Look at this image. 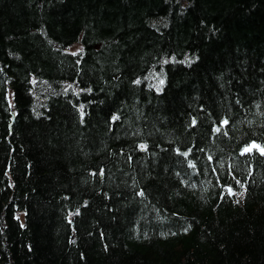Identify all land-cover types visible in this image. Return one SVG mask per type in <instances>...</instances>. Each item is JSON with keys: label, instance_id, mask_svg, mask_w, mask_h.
Segmentation results:
<instances>
[{"label": "trees", "instance_id": "1", "mask_svg": "<svg viewBox=\"0 0 264 264\" xmlns=\"http://www.w3.org/2000/svg\"><path fill=\"white\" fill-rule=\"evenodd\" d=\"M252 143L264 0H0V264H264Z\"/></svg>", "mask_w": 264, "mask_h": 264}, {"label": "rangeland", "instance_id": "2", "mask_svg": "<svg viewBox=\"0 0 264 264\" xmlns=\"http://www.w3.org/2000/svg\"><path fill=\"white\" fill-rule=\"evenodd\" d=\"M72 47V48H71ZM70 48H68V51H72L75 52L77 50L80 49L81 46H79V44H73V46H71ZM253 145L259 146V147H253ZM264 148V145H261L259 143H252L250 146H247L246 148L244 147V150L246 149H256L257 151L261 152L260 149Z\"/></svg>", "mask_w": 264, "mask_h": 264}, {"label": "snow or ice", "instance_id": "3", "mask_svg": "<svg viewBox=\"0 0 264 264\" xmlns=\"http://www.w3.org/2000/svg\"><path fill=\"white\" fill-rule=\"evenodd\" d=\"M253 147H259V146L253 145ZM247 150H250V149H246V151ZM260 151H261L262 154H264V148H261Z\"/></svg>", "mask_w": 264, "mask_h": 264}, {"label": "bare ground", "instance_id": "4", "mask_svg": "<svg viewBox=\"0 0 264 264\" xmlns=\"http://www.w3.org/2000/svg\"><path fill=\"white\" fill-rule=\"evenodd\" d=\"M74 44H78V43L76 42V43H74ZM71 46H73V45H71ZM71 46H70V47H71ZM68 47H69V46H68ZM71 48H72V47H71ZM66 50H68V49H66ZM162 59H163V58H162ZM158 68H159V66H158Z\"/></svg>", "mask_w": 264, "mask_h": 264}, {"label": "water", "instance_id": "5", "mask_svg": "<svg viewBox=\"0 0 264 264\" xmlns=\"http://www.w3.org/2000/svg\"><path fill=\"white\" fill-rule=\"evenodd\" d=\"M13 119V118H12Z\"/></svg>", "mask_w": 264, "mask_h": 264}]
</instances>
